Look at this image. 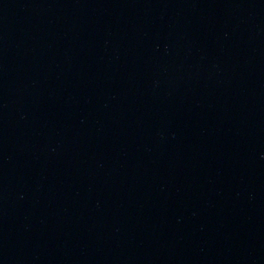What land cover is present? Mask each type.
<instances>
[{
  "label": "water",
  "instance_id": "obj_1",
  "mask_svg": "<svg viewBox=\"0 0 264 264\" xmlns=\"http://www.w3.org/2000/svg\"><path fill=\"white\" fill-rule=\"evenodd\" d=\"M0 264H264V0H0Z\"/></svg>",
  "mask_w": 264,
  "mask_h": 264
}]
</instances>
